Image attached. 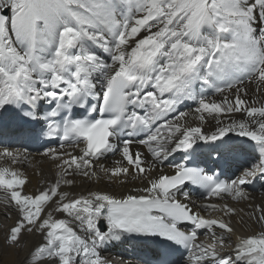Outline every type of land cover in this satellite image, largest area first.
Masks as SVG:
<instances>
[{
  "label": "snow or ice",
  "instance_id": "snow-or-ice-1",
  "mask_svg": "<svg viewBox=\"0 0 264 264\" xmlns=\"http://www.w3.org/2000/svg\"><path fill=\"white\" fill-rule=\"evenodd\" d=\"M246 83L264 94V0H0V110L11 107L24 122L39 125L24 134L59 137L61 149L65 143L73 148L43 153L58 161V171L35 192L24 191L28 178L13 167L25 154L0 149V160L10 161L0 166V191L18 214L6 246L27 247L24 264H109L98 248L136 234L158 244L149 264H177V246L189 253L187 264H264V208L257 205L250 216L262 230L237 236L232 252L221 254L217 245L224 247L235 231L225 217L237 209L197 205L187 194L188 203L177 198L190 183L208 197L246 200L244 186L264 177V103L243 98ZM206 89L233 95L217 101ZM188 100L196 107L181 111ZM233 113L245 118L231 119ZM189 117L199 123L193 126ZM211 120L214 130L206 131ZM231 133L255 142L259 163L230 182L189 166L212 152L219 160L240 154L242 144ZM124 136L122 146L112 143ZM200 142L215 143L205 153ZM133 144L145 146L154 163ZM113 151L121 159L99 170L109 181L123 177L120 183L143 177L147 186L133 189L142 194L61 190L74 185L70 177L99 180L94 163ZM181 151L192 160L185 155L171 174L147 175ZM50 204L55 207L46 212ZM197 207L223 215L206 217ZM201 229L213 242H198ZM26 233L40 234L42 242L29 244Z\"/></svg>",
  "mask_w": 264,
  "mask_h": 264
},
{
  "label": "bare ground",
  "instance_id": "bare-ground-1",
  "mask_svg": "<svg viewBox=\"0 0 264 264\" xmlns=\"http://www.w3.org/2000/svg\"><path fill=\"white\" fill-rule=\"evenodd\" d=\"M245 87L248 88V94L247 96H244L243 98L249 101L251 103L253 100L259 101L261 103H264V94L258 93L255 91V84H245ZM223 95H233V93H224V94H217L214 93L213 90L207 94L208 97L215 99L217 101L221 100L223 98ZM196 104H194L192 107H185L182 111H187L191 108H195ZM229 117H221V119L225 120L227 122V119ZM231 119L240 120L245 118L244 114L242 113H233L230 114ZM189 123L193 124L195 126L199 123V121H194L192 117H189ZM215 121L211 120L209 123H206L204 125V128L206 131L214 130ZM20 132L16 133H9V136H14L15 134H18ZM232 137L237 140L238 143L242 144V151L237 156H252L251 152H254L258 155L259 160L261 159L260 152L258 146H256L254 141H251L249 138L246 137H239L236 133L230 134ZM7 135H4L1 139L0 135V149L3 147H9L11 150H20L25 154L27 157L26 160L22 163H18L16 165H13V167L18 168L21 172L24 173V175L28 178V183L25 185L24 191L25 192H35L39 189H41L45 183L54 182L56 178V173L58 169L56 168V164L58 161L52 160L50 157H46L43 155V153L49 148H56L58 151H73L72 146L71 147H64L61 149V147H58L56 144H51L48 147H45L43 149H34L32 147H28L25 145H22V140L19 142L18 145L13 144L11 141L7 140ZM117 146H122V144L117 141L116 143H113ZM133 151H140L144 154V158L148 163H154L151 158V154L147 151V148L143 145H137L133 144L132 146ZM250 150V151H249ZM76 153L78 154V150H76ZM179 156L176 154H173L172 156H169V158L164 162L163 165H157L156 169H153L152 172L148 173L149 176H156L160 174V171L166 172L168 174H171L172 169V162H176L179 160ZM251 158V157H250ZM121 159L120 152L119 151H113L107 154L104 158H101L99 160H96L94 163V171H97V175L101 177L99 180L96 178L93 179H86L80 176L70 177L75 180L74 185L72 186H64L62 185L61 190L62 191H69L73 195H80L84 194L86 195L89 191H105L110 194H114L116 196L121 195H127L129 193L131 194H142V193H135L133 192L134 188H143L146 187V181L143 177L138 179H132L129 177L127 179V182L120 183L121 179H124L123 177L118 179H113L112 181H109L108 178L104 175L103 172L99 170V166L102 164L105 167H113L115 166V162L117 160ZM255 159V158H253ZM228 167H227V175H229V178L235 179L241 174V171L248 168L250 164H246L245 162L239 160L236 161L234 157H229L228 159ZM10 161L7 159L0 160V166L8 165ZM210 163H212L210 161ZM125 166L126 162H125ZM244 189L246 193L248 194V199L246 200H233L230 196H227L226 194L223 195V198L218 197H210L205 198L202 196H198L196 192H190L187 188H183L181 192L177 193V198L180 199L182 202L188 203L189 200L195 201L197 205L201 204H229L230 206L237 209V212L234 215L226 216L225 219L227 221H230L232 226L234 227L235 231L231 235L230 239L227 240L224 247H220L217 245V250L221 254L232 252L235 243H236V237L239 235H250L253 232H258L261 229V225L253 223V221L250 219L251 214L256 210V206L260 205L262 208H264V177L259 176V174L256 177L251 178V182L244 186ZM185 194L188 195L189 200H186ZM8 199V194L0 191V264H24L25 256L27 254V247L22 249H16V248H9L5 244V239L8 234V229L14 225L16 219H17V212L14 207H6V202ZM55 207L54 204H50L48 208L45 209V211H51ZM194 210L200 211L202 215L210 218L220 217L223 215L221 211L218 210H212L208 208H195ZM7 213V215H6ZM54 218L56 219H69L71 221L70 217H67L63 213H56L53 212ZM72 226L77 228L79 230V225L72 221ZM203 235L201 237L200 242H203L205 244H208L210 242H213L211 239V234L207 229H202ZM222 230L216 229L217 235L221 233ZM81 235H84L83 233H80ZM24 241L28 242L31 245H37L38 243L42 242L41 236L38 233L34 234H25ZM154 250H157L156 246L153 242L150 241H134L131 239L120 237L119 239H109L107 240L103 245H101L98 248V253L101 256V258L105 259L108 262H117L118 264H149L148 261L144 259L142 256L143 254L151 251L154 252ZM130 252H136L138 255L130 256ZM146 256V255H144ZM117 259L124 260L122 262H118ZM77 264H80V260H77ZM187 264V263H185Z\"/></svg>",
  "mask_w": 264,
  "mask_h": 264
},
{
  "label": "rangeland",
  "instance_id": "rangeland-1",
  "mask_svg": "<svg viewBox=\"0 0 264 264\" xmlns=\"http://www.w3.org/2000/svg\"><path fill=\"white\" fill-rule=\"evenodd\" d=\"M130 253H131V252H130ZM128 256H129V258H131L132 256H134V254H129ZM130 256H131V257H130ZM117 260H118V259H117ZM119 260H120V259H119ZM121 261H124V260H120L119 263H120Z\"/></svg>",
  "mask_w": 264,
  "mask_h": 264
}]
</instances>
